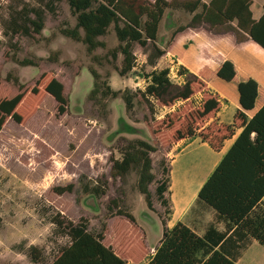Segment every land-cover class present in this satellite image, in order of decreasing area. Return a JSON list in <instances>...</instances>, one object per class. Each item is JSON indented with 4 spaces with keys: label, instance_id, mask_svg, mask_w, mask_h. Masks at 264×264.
Listing matches in <instances>:
<instances>
[{
    "label": "trees",
    "instance_id": "1",
    "mask_svg": "<svg viewBox=\"0 0 264 264\" xmlns=\"http://www.w3.org/2000/svg\"><path fill=\"white\" fill-rule=\"evenodd\" d=\"M66 3L74 25L62 24L58 34L80 43L94 65L87 68L92 78L87 100L97 109L98 115L106 120L108 102L117 98L122 101L128 116L132 115L137 99L149 113L148 122L145 119L144 122L152 144L139 138L120 137L114 148L119 158L110 156L112 181L124 182L129 174H134V189L153 213L156 211L150 186L155 184L156 200L164 208V214L157 215L162 224V234L146 264H236L235 255L225 251V243L232 239L234 243H239L235 246L239 251L251 242L264 249V104L252 116L248 115L255 109L258 100V83L254 79L239 82L236 68L229 60L215 70L203 68L197 75L179 66L176 73L182 80L179 84L171 80L169 68L143 71L137 77L144 81L145 86L143 90L135 91L128 88L113 90L109 84L110 72L102 75L96 70V67L109 65L118 77H128L137 65L134 45L142 50L149 49L145 65L154 68L165 54L157 41L160 23L167 10L189 17L184 26L171 33L169 42L176 33L185 29L203 28L214 35L232 33L237 43L251 40L264 50V4L262 16L254 20L250 11L251 0H66ZM49 5L51 3L47 7ZM44 23L43 9L24 5L11 15L3 35L10 39L19 35H41ZM110 29L117 45L103 56L94 55L97 49H106L100 38L107 36ZM11 48L15 50L16 44H12ZM9 58L20 67L34 68L42 60L19 59L15 53ZM119 58L120 63L116 65ZM47 61L57 63L58 54H50ZM212 79L236 84L240 110L234 113L230 124L220 123L216 118L224 100L208 88L207 81ZM5 80L16 86L18 93L10 99L0 100V131L7 120L23 124L44 96L54 100L57 116L68 112L69 100L64 95L63 85L52 73L41 74L28 90H23L18 78L11 74L6 75ZM163 110H168L165 116L156 118L157 112ZM238 130L240 133L233 144L197 194L196 209L213 213V220L207 224L203 235L198 236L182 223L167 229L166 221L171 210L170 200L165 194L170 188V169L161 164L160 178L155 177L151 155L157 150L153 142H161L164 136L170 139L168 146L198 139L218 153ZM77 184L84 195L95 199L106 195L108 190V181L104 176L87 180L81 175ZM75 189L76 185L69 183L53 187L51 191L62 196L73 193ZM117 195L123 196V191L119 190ZM120 203L118 198L109 201V217H122L136 226L134 216L122 211ZM218 223L223 224V230H218ZM51 224L69 242L57 250L50 263L44 262L39 249L30 247L27 259L31 264H126L121 255L105 246V224L100 231L92 233L85 218L74 223L59 211L52 216ZM134 253L137 256L129 255L127 260L138 263L140 256Z\"/></svg>",
    "mask_w": 264,
    "mask_h": 264
},
{
    "label": "rangeland",
    "instance_id": "2",
    "mask_svg": "<svg viewBox=\"0 0 264 264\" xmlns=\"http://www.w3.org/2000/svg\"><path fill=\"white\" fill-rule=\"evenodd\" d=\"M24 5L44 10L45 23L41 35H19L12 39L4 36L3 30L11 15ZM188 21L187 15L167 10L160 23L158 46L168 49L171 33ZM64 23L74 25L66 0H0V100L10 99L18 93V88L5 80L6 75L17 77L23 90H28L43 73H52L62 83L64 95L69 100L68 112L57 116L54 100L44 96L23 124L7 120L0 131V264H31L27 259L30 247L39 249L44 262L50 263L57 250L69 242L51 224L56 211L74 223L85 218L89 223L88 230L92 233L100 231L105 224V246L121 255L126 264H144L147 261L145 254H150L145 245L144 233L138 225H130L122 217L110 219L107 206L110 200L118 198L122 211L133 213L139 221L150 226L147 228L148 246L150 248L154 245L159 234L152 225L155 220L153 216L164 214V208L154 194L155 184L150 186L156 210V213H152L134 189V174H129L124 182L117 179L112 181L110 178V156L119 158L114 148L120 137H136L152 144L144 122V119L148 122L149 113L146 106L137 99L132 115L128 116L122 101L117 98L108 102L106 120L98 115L97 109L87 100L92 87V78L87 71L92 65L90 58L80 43L69 41L58 34L59 27ZM100 40L106 44V49H97L93 53L97 56H103L117 45L112 29ZM12 44H16L15 50L11 48ZM178 45L180 51L169 49V55L161 58L160 67L169 64L168 60L173 53L181 56L183 49L189 47L188 42L179 41ZM200 49L197 47L196 52L200 53ZM133 51L137 65L128 77H118L109 65L96 67L102 75L110 72L109 84L113 90L123 91L128 88L135 91L144 88V81L137 75L151 70L145 65L146 55L150 51L142 50L138 45H134ZM12 53L19 59L42 60L35 68L20 67L10 60ZM53 53L58 54L57 63L47 61ZM119 63L120 58L116 65ZM250 71L252 77H261L262 72L257 66ZM170 78L175 83L182 82L175 77V67ZM262 79L264 81V77ZM263 97L264 92L261 90L257 103ZM167 112L159 111L155 117L165 116ZM153 143L157 150L151 155L153 173L159 179L161 164L169 167V199L177 215L180 205L196 197V188L210 175L218 155L206 145L193 142L177 153L170 163L175 150L168 155L169 137L164 136L161 142ZM81 175L87 180L104 176L108 181L106 195L100 199L84 195L77 184ZM69 183L76 185L71 194L57 196L51 191L53 187ZM119 190L123 191L121 197L117 195ZM165 196L169 197L167 194ZM203 213L206 218L210 216L208 212ZM255 248L258 249L253 248L246 254L245 261L264 264V249L259 245ZM134 252L140 256L138 263L127 260L129 255L137 256Z\"/></svg>",
    "mask_w": 264,
    "mask_h": 264
},
{
    "label": "crops",
    "instance_id": "3",
    "mask_svg": "<svg viewBox=\"0 0 264 264\" xmlns=\"http://www.w3.org/2000/svg\"><path fill=\"white\" fill-rule=\"evenodd\" d=\"M208 1L209 0H205V2ZM251 2L252 4L250 6V11L252 13V18L254 20H258L263 14L262 7L264 4V0H251ZM179 41H182L183 43L188 42L189 43V47H187L188 49H183V54L181 56L173 53L171 57L172 59L169 58L168 60L170 61L169 64H167L166 67H160L162 61L161 58L165 57V55L166 56L169 55V49L174 48L177 51H180V45H178ZM168 45H169L168 49L163 48V50H165V54L157 61L156 66L154 68L150 67L151 68L150 71L155 69L169 68L171 73L172 69L175 67V77H177L176 75L177 69L179 66H182L186 68L190 73L197 75L198 72L203 68L215 70L224 61L229 60L234 64L236 68L239 82L254 78V80L258 83L259 91L262 90L264 92V81L262 79L264 77V50H262L258 45L253 43L251 40H247L243 43H237L232 33L214 35L203 28H196V29H185L181 32L176 33V35L173 37L172 41ZM197 47L202 48L200 49V53H198V51L196 52ZM190 51H192V53H190ZM193 52L196 53L194 54ZM171 62H173V64ZM255 66H257L261 70L262 78L261 77L256 78L250 75L251 74L250 69L255 68ZM177 79L180 78L177 77ZM207 86L210 89V91L216 93L222 100H224V104L222 105L220 111L217 113L216 118L219 120L220 123L230 124L232 122V117L234 113L237 110H240L236 84L227 83L220 79H212L210 81H207ZM263 104H264V97L260 103L256 102L255 109L252 112H250L248 115L252 116ZM162 117L163 116L156 118H162ZM239 133L240 130L236 131L235 136L231 140L226 141L224 143L222 150L216 153L218 155V159L214 162L212 171L215 169V167L217 166L223 155L231 147V145L233 144L235 138ZM193 142L200 143L198 139H193L190 141H182L176 145L168 146L167 148L168 155L175 150L174 155L170 159V163L174 160V156H176L177 153H179L186 145ZM205 181L200 182V184L195 190V194H198V191L200 190L201 186ZM167 195L169 196L168 197L169 199L171 195L170 188ZM196 197H193V199H191L190 202L180 205V207L178 208L179 212L177 213V215H176V209L173 208V204L169 199L171 215L170 218L166 221L167 229L173 228L177 223H182L187 227L191 228L198 236L203 235L207 224L212 222L213 220V213L212 211H208V210L198 211L195 205ZM203 212H208L210 216L206 218ZM131 214L134 216L133 213ZM153 217L155 220L152 221V225L154 229H156V232H158L159 235L157 236L154 245H152L149 248L147 228L150 226L145 225L144 222L139 221L134 216L136 225H138L139 228L144 233L145 245L148 251L150 252V254H147V261H145L144 264H146L148 262V258L153 255L154 249L158 244L163 229L158 216L156 217L154 215ZM217 227L218 230H223L222 223H218ZM238 244L239 243L237 242L234 243V239H232L231 242H228L227 244L225 243L226 253L230 255H235L234 257L236 258V264H259V263H251L245 261V256L251 249L253 248L258 249L255 248L256 245H258L256 242H251L245 249L241 251L237 250V248L235 249V246H237ZM113 252L117 254V252H115L114 250Z\"/></svg>",
    "mask_w": 264,
    "mask_h": 264
}]
</instances>
